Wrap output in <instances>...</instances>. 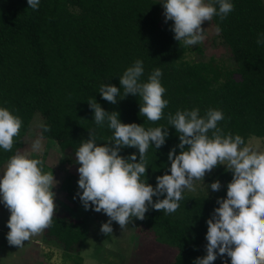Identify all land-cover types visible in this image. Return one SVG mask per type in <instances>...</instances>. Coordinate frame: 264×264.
I'll list each match as a JSON object with an SVG mask.
<instances>
[{
  "label": "trees",
  "instance_id": "16d2710c",
  "mask_svg": "<svg viewBox=\"0 0 264 264\" xmlns=\"http://www.w3.org/2000/svg\"><path fill=\"white\" fill-rule=\"evenodd\" d=\"M230 2L234 9L224 20L210 21L214 29H221L216 36L227 51L230 63H225L213 56L204 59L199 45L192 48L196 56L188 55L190 47L174 39L173 24L162 15L160 0H40L37 10L29 8L27 0H0V107L23 122L12 150L0 148V165L22 147L36 113L50 128L43 138L54 141L72 162L89 130H95L98 144L106 143L112 130L95 124L88 105L93 100L105 111L118 112L122 123L146 130L168 127L164 145L159 149L151 145L146 153L145 180L153 187L156 177L170 174L167 154L179 144L167 122L169 113L198 108L203 116L216 109L223 112L218 127L225 134L240 135L245 142L251 135L264 136V44L256 42L264 34V2ZM136 60L143 62L142 82L155 68L162 71L168 105L159 121L139 115L142 101L137 96L117 97L112 104L98 92L101 84L119 88V77ZM133 153L138 162L136 148L124 147L119 155L127 158ZM208 180L221 184L213 196L184 191L176 212L165 214L149 206L145 219H136L145 238L173 251L170 264H193L206 255V221L219 206L217 199L226 198L232 173L218 165ZM84 232L85 219L56 211L43 235L53 238L64 255H77L72 264H82L78 250ZM213 264H230V258L218 255Z\"/></svg>",
  "mask_w": 264,
  "mask_h": 264
},
{
  "label": "clouds",
  "instance_id": "9594fccd",
  "mask_svg": "<svg viewBox=\"0 0 264 264\" xmlns=\"http://www.w3.org/2000/svg\"><path fill=\"white\" fill-rule=\"evenodd\" d=\"M39 3L40 0H27L33 10L38 9ZM161 4L165 20L173 21L174 39L185 47L204 41L205 29L201 25L205 21L213 17L222 21L234 9L230 0H162ZM220 31L216 26L215 32ZM256 42L264 44V34ZM143 73V62L136 60L119 77V88L101 84L98 92L112 104L117 103V97H139V115L156 122L163 118L168 105L163 98L166 89L160 82L162 71L155 68L146 82L140 79ZM88 105L95 124L112 130L102 145L96 142L95 130H89V138L82 140L75 152V163L79 165L76 195L86 211L91 208L108 217L101 224V233L111 235L113 222L123 230L133 218L144 220L149 206L165 214L176 212L184 191L196 190L194 181L202 182L206 173L224 165L232 173V180L226 186V198L217 199L219 206L206 221V255L196 258L193 264H213L218 255H227L230 264H264V151L258 145L246 144L240 135L225 134L218 127L224 119L222 111L208 109L203 116L198 108L169 113L167 122L178 134L179 144L167 154L170 174L156 177L153 187L145 180L146 153L151 145L156 149L164 145L168 127L146 130L136 123H122L118 112L105 111L95 100ZM22 123L19 116L0 107V148L12 150ZM39 127L42 131L31 144L34 153L42 151L43 133L50 131L47 125ZM124 147L138 149L139 161L135 153L127 158L119 155ZM176 148L180 149L178 154ZM42 165L41 159L17 152L0 175V203L10 213L6 222L10 246L22 248L32 236L52 225L56 213L52 189L59 182L52 172H43ZM207 188L218 192L221 184L216 180ZM153 197L157 198L155 202Z\"/></svg>",
  "mask_w": 264,
  "mask_h": 264
},
{
  "label": "rangeland",
  "instance_id": "374dc122",
  "mask_svg": "<svg viewBox=\"0 0 264 264\" xmlns=\"http://www.w3.org/2000/svg\"><path fill=\"white\" fill-rule=\"evenodd\" d=\"M162 2V0H160ZM264 2V0H263ZM162 7L161 13L163 15ZM164 16V15H163ZM173 24V21H171ZM201 27L204 30L205 39L197 44L202 48L204 59L213 56L217 59L230 63L227 51L216 36L213 25L205 21ZM187 52L190 56H196L194 46H189ZM41 117L38 113L31 119L30 127L21 148L17 150L30 158H39L43 161V172H52L54 179L59 183L52 189L55 193L54 203L56 211L71 218L85 219V232L79 248V255L84 259L85 264H170L173 258V251L163 245L154 242L149 236L144 237L141 229L136 225V219L121 229L115 222L112 223L113 232L111 235H104L100 231L101 224L108 220V217L100 212L97 213L91 208L85 210L76 193L78 189L77 172L78 164L65 157L59 150L57 144L47 138H43L42 151L34 153L31 151L32 142L38 137V129L41 124ZM246 144L253 147L259 146L264 151V136L251 135L247 138ZM16 152V153H17ZM6 163L0 165V175L6 167ZM225 167L224 165H221ZM213 172L206 173L204 180L194 181L196 190L185 192L191 194H202L213 196V192L207 185L208 177ZM75 197V198H74ZM9 211L0 203V264H72L77 255L73 252L69 256L63 254L62 249L53 241V238L46 240L48 236L41 232L34 235L25 242L22 248L10 246L6 240L9 229L6 222L9 218ZM83 262V260H82Z\"/></svg>",
  "mask_w": 264,
  "mask_h": 264
},
{
  "label": "crops",
  "instance_id": "0c3cea01",
  "mask_svg": "<svg viewBox=\"0 0 264 264\" xmlns=\"http://www.w3.org/2000/svg\"><path fill=\"white\" fill-rule=\"evenodd\" d=\"M81 257H82V256H81ZM82 258H83V257H82ZM82 260H83L82 264H85V263H84V262H85L84 259H82Z\"/></svg>",
  "mask_w": 264,
  "mask_h": 264
}]
</instances>
